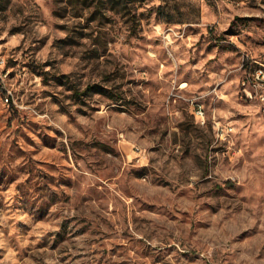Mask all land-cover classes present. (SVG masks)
Returning a JSON list of instances; mask_svg holds the SVG:
<instances>
[{"label":"rangeland","instance_id":"374dc122","mask_svg":"<svg viewBox=\"0 0 264 264\" xmlns=\"http://www.w3.org/2000/svg\"><path fill=\"white\" fill-rule=\"evenodd\" d=\"M255 68L264 0H0V264H264Z\"/></svg>","mask_w":264,"mask_h":264},{"label":"built area","instance_id":"2783aa9c","mask_svg":"<svg viewBox=\"0 0 264 264\" xmlns=\"http://www.w3.org/2000/svg\"><path fill=\"white\" fill-rule=\"evenodd\" d=\"M244 84H249L250 86L253 87V89H255L256 97L258 98L261 107V112L264 115V92H263L264 71H262V69L259 68L248 70V76H246ZM252 97H253V93H252ZM197 116H204L201 107H199V110L197 111ZM201 118L204 119V117Z\"/></svg>","mask_w":264,"mask_h":264},{"label":"bare ground","instance_id":"6f19581e","mask_svg":"<svg viewBox=\"0 0 264 264\" xmlns=\"http://www.w3.org/2000/svg\"><path fill=\"white\" fill-rule=\"evenodd\" d=\"M263 71V70H262Z\"/></svg>","mask_w":264,"mask_h":264},{"label":"trees","instance_id":"16d2710c","mask_svg":"<svg viewBox=\"0 0 264 264\" xmlns=\"http://www.w3.org/2000/svg\"><path fill=\"white\" fill-rule=\"evenodd\" d=\"M251 70V69H250Z\"/></svg>","mask_w":264,"mask_h":264}]
</instances>
